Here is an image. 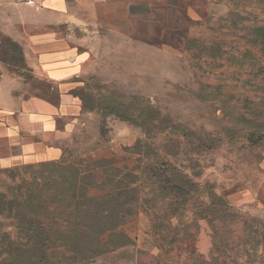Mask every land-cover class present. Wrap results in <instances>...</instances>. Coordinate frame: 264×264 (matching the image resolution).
Wrapping results in <instances>:
<instances>
[{"label": "rangeland", "instance_id": "1", "mask_svg": "<svg viewBox=\"0 0 264 264\" xmlns=\"http://www.w3.org/2000/svg\"><path fill=\"white\" fill-rule=\"evenodd\" d=\"M68 1L62 34L87 57L83 115L59 160L0 171V264H264V0ZM155 170L198 184L177 215L162 190L156 206L145 201ZM104 171L128 175L122 201L133 204L118 208L125 237H106L86 261L59 222L101 210L82 198L103 194L89 175ZM170 221L190 230L181 242Z\"/></svg>", "mask_w": 264, "mask_h": 264}, {"label": "crops", "instance_id": "2", "mask_svg": "<svg viewBox=\"0 0 264 264\" xmlns=\"http://www.w3.org/2000/svg\"><path fill=\"white\" fill-rule=\"evenodd\" d=\"M71 17L68 0H0V171L59 160L83 115L87 57L62 34Z\"/></svg>", "mask_w": 264, "mask_h": 264}, {"label": "trees", "instance_id": "3", "mask_svg": "<svg viewBox=\"0 0 264 264\" xmlns=\"http://www.w3.org/2000/svg\"><path fill=\"white\" fill-rule=\"evenodd\" d=\"M260 31L264 33V28H260ZM262 43L264 44V38ZM89 176L90 178L92 177L94 179V182L92 181L93 184L99 185L98 186L99 190L103 191V194L97 197L91 196L84 189L82 201L87 202L91 205L94 204L95 202L101 201L102 202L100 203L101 210L99 209L98 211L95 212V210L92 208V210L86 212L85 214L65 215L61 218V222L58 221L62 225L65 224L67 225L66 229L60 230L58 231V233L60 232L61 236L65 237L66 240L71 242L74 246V249L78 248V252L82 253L83 256H85L86 261L93 260L94 258L99 257L101 251H103L104 246L107 244L105 240L106 237H112V235L115 234L122 235L123 237H125L124 233L126 232L121 225V220L127 218V215L126 214L123 215L122 211L118 210V208L119 209L123 208L124 207L123 205H129L131 207V205L133 204L132 202L122 201V199L125 198L123 197V192L126 191L125 185L123 184L122 181L128 178V175H125L122 178H115V177L111 178L112 176L109 175V171H104L103 173H96L94 175H89ZM161 178H162V174H160V171L155 170L154 174L150 178V180L152 181L151 192L154 197L155 195L158 196L160 190H162V192L166 194H170L172 201L169 204V207L172 210H174L173 213L177 215L179 212L177 211L178 205L180 207L182 206L181 205L182 203H179V199L185 198L187 196V192L192 191V188L194 189L196 187V191H197L198 184H195L187 179L184 180L182 178H175L173 180H168V179L163 180ZM99 179H101V181ZM116 180H119L118 182L120 183V190H121V193L119 194L120 197L114 196L116 189L114 188L113 185L117 183ZM209 188H210L211 198L213 200V205L217 204V206H219L222 210H228L229 205L225 201V198H223V196H219L213 186L209 185ZM156 200L157 197L145 201L150 205L153 202L155 204ZM138 205L139 203L137 201L136 205L132 207V208H136V211H132L131 215H137L139 213V211H137ZM148 214L150 216V212ZM176 215H173L171 219L174 218L178 219ZM154 218L158 219L156 210L154 213ZM216 220L220 221V219H216ZM179 227L180 226L173 227L172 222L170 223L169 232L172 231L174 232V235L171 237V242L173 241L181 242L182 240H184L180 237L182 232H190V230L187 229L180 230ZM46 229L48 234V236L46 235L47 240L50 242L52 241L53 245L55 244V241L61 240V238L58 237L57 231L56 232L52 231L53 229H58L56 224L54 223L49 224L47 228H44V231ZM87 244H89V247L86 248V250H84V248L78 247L80 245H87ZM158 248L161 249L160 246H158Z\"/></svg>", "mask_w": 264, "mask_h": 264}, {"label": "built area", "instance_id": "4", "mask_svg": "<svg viewBox=\"0 0 264 264\" xmlns=\"http://www.w3.org/2000/svg\"><path fill=\"white\" fill-rule=\"evenodd\" d=\"M29 3H31V4H32V3H34V2H33V1H29Z\"/></svg>", "mask_w": 264, "mask_h": 264}]
</instances>
